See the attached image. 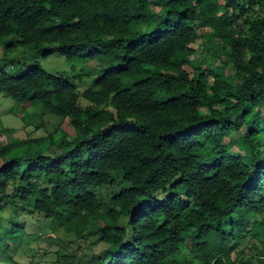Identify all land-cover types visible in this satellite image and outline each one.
<instances>
[{
	"label": "trees",
	"instance_id": "trees-1",
	"mask_svg": "<svg viewBox=\"0 0 264 264\" xmlns=\"http://www.w3.org/2000/svg\"><path fill=\"white\" fill-rule=\"evenodd\" d=\"M43 45L92 83L0 70L25 119L74 133L0 143V212L75 236L68 264H264V0H0V46ZM24 234L0 222V264Z\"/></svg>",
	"mask_w": 264,
	"mask_h": 264
},
{
	"label": "rangeland",
	"instance_id": "rangeland-1",
	"mask_svg": "<svg viewBox=\"0 0 264 264\" xmlns=\"http://www.w3.org/2000/svg\"><path fill=\"white\" fill-rule=\"evenodd\" d=\"M11 38H4L1 41L5 42ZM199 47L201 48L200 52L192 57L197 62L208 57L202 43L199 44ZM34 64H38L50 74L58 75L74 82L80 90L86 89L92 83V78L85 77V73L93 71L92 65L82 66L81 63L75 60L70 62L67 58L59 55L54 45H43L35 51L18 47L8 52L4 50L3 46H0V70L11 75H17ZM72 64L74 65L73 69L71 68ZM77 75L81 77L80 80L73 78ZM82 104L83 106L86 105L85 103ZM27 113H32L30 106H25L22 109L11 99L0 94L1 144L26 139L44 138L58 124H60V129L69 137H73L74 135L68 120L60 122L56 118L45 116L42 120H34L32 122L30 119L24 118ZM35 113L36 110L33 111V118L37 119ZM55 137H59V134H56ZM45 146H43L45 154H50ZM123 187L126 186L121 182L120 178L116 177L115 185L96 191V195L103 204L104 209L108 205L112 195ZM11 221L14 222V225L20 226L25 233L22 241L12 252L15 264H68L67 257L70 256L71 251L76 245L73 244L71 247L65 249L64 246L75 241V236L66 235L62 230L52 232L48 222L42 220L39 216H30L18 212L15 207L4 206L0 212V222L4 226L9 227V222ZM244 242L246 243H244V248L248 255L247 258H251L255 262L256 257H258V251L251 248V242L248 240ZM79 246L80 250H83L86 254H90L91 252L99 253L104 248V245L96 237L86 238L79 242ZM257 247L259 246L257 245ZM234 258L235 255L232 254V259ZM6 264L11 263L8 262Z\"/></svg>",
	"mask_w": 264,
	"mask_h": 264
}]
</instances>
